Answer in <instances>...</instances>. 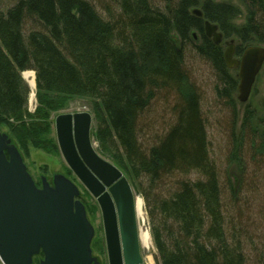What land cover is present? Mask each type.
<instances>
[{"label": "trees", "instance_id": "trees-1", "mask_svg": "<svg viewBox=\"0 0 264 264\" xmlns=\"http://www.w3.org/2000/svg\"><path fill=\"white\" fill-rule=\"evenodd\" d=\"M111 1L118 9L111 20L91 0H7L0 7V122H7L14 139L25 145L33 129L48 130L41 120L46 122L47 112L62 107L66 98H94L99 150L136 180L145 176L152 186L166 177L173 180L164 194L146 196L157 263L248 264L224 216L229 208L222 201L221 171L185 66L184 45L191 42V31L199 34L195 52L211 64L218 98L228 101L236 79L228 75L221 48L205 36L203 22L216 23L225 38L236 36L240 54L243 46L264 42V0H240L242 25L233 23L239 10L226 2L163 0L154 6L151 0ZM196 6L201 17L192 12ZM24 70L35 72L38 106L33 114L27 110ZM172 94V119L152 141L154 125L145 119L151 101L156 95L166 101ZM253 119L254 111L247 109L243 131ZM248 133L231 134L238 160L254 158L253 149L264 152L263 135ZM258 170L264 173L263 167ZM189 173L195 177H184ZM229 191L234 194L232 187ZM261 257L257 264H264Z\"/></svg>", "mask_w": 264, "mask_h": 264}, {"label": "water", "instance_id": "water-1", "mask_svg": "<svg viewBox=\"0 0 264 264\" xmlns=\"http://www.w3.org/2000/svg\"><path fill=\"white\" fill-rule=\"evenodd\" d=\"M192 12L202 16L200 9ZM203 30L214 44L221 42L223 35L215 23L204 20ZM225 44L223 60L227 68H238L237 99L244 103L264 62V47L249 45L236 59L232 44ZM90 125L91 116L86 112L56 115L59 149L72 172L97 198L109 264H122V256L125 264H141L132 189L122 172L93 149ZM78 194L77 186L62 174H56L52 184L43 178L37 187L17 148L0 132L2 264H31L40 251L44 255L40 264H92L93 228L83 204L75 199Z\"/></svg>", "mask_w": 264, "mask_h": 264}, {"label": "rangeland", "instance_id": "rangeland-1", "mask_svg": "<svg viewBox=\"0 0 264 264\" xmlns=\"http://www.w3.org/2000/svg\"><path fill=\"white\" fill-rule=\"evenodd\" d=\"M97 12L104 18L109 20L117 16V6L111 0H91ZM154 6L162 4L163 0H151ZM205 1V0H200ZM216 2H226L235 6L239 12L232 20L235 25H242L245 21V10L240 0H213ZM7 0H0V7L3 8L7 4ZM200 9L196 6L192 9ZM190 43L185 44V66L188 71L189 79L192 82L194 89L198 92L200 99V106L202 109L203 118L206 121L207 133L209 136V146L212 155L218 162L217 165L220 174V187L224 192L222 194L223 205L229 208V212L224 213L225 218L229 219V225L232 231L238 235L243 253L246 255L248 264H257L259 258L262 259L264 254V173L259 168H264V152L259 148L253 149L254 158L238 160L233 157L231 144V134L235 137L249 135V130L256 132L258 135L264 137V64L257 74L256 81L252 87L250 96L245 103H239L236 99L237 91L232 93V97L228 101L218 98L216 93V75L211 67V64L196 54L195 45L200 43V36L195 31L189 33ZM177 44L180 45V40L174 34ZM234 39L235 48L240 44L238 38L231 35L227 38ZM259 44L264 46V42ZM222 51L227 47L226 44L219 45ZM236 70L228 69V75L236 79ZM22 76V75H21ZM25 81V80H24ZM238 80L236 79V87ZM164 93V92H163ZM162 93V95H163ZM151 101L150 115L145 119H150L152 124V131L149 139L153 141L157 131L159 132L163 124H168L172 119V114L169 110L170 104L174 101L175 96L169 95L165 100H161L162 96L156 95ZM231 104H230V102ZM96 100L87 96H69L66 98L63 106L47 112V121L41 120L42 124L48 123V130L44 131L40 127L35 128V132H29L30 140L24 145L18 140L14 139V132H11V126L7 122H0V132L7 134L10 142L17 148L22 158L26 170L37 187H41L42 179L45 178L49 184H52L53 177L56 174H62L71 180L78 188L79 195L77 200L82 202L87 220L93 228V237L91 239L90 249L91 256L94 258L92 264H107V255L104 242V230L102 224V216L99 205L92 194L80 182L77 176L67 165L61 151L59 150L55 127L54 117L59 113H74L86 111L91 115V135L94 140V149L99 154L112 164L116 165L122 172L123 176L127 178L129 184L132 186L134 194L141 196L145 206L146 226L152 237V248L149 251H144L140 248L144 264L147 263L146 257L151 255L153 264H158L156 261L157 248L154 244L152 234V221L149 216V207L146 201V196L156 197L157 192L164 194L167 189L173 186V180L166 177L160 180L157 184L150 185L145 176L137 179L133 178L124 168L120 167L113 158L99 150L98 142L94 137L96 130ZM174 103V102H173ZM38 106L37 99L34 107L27 103V110L33 114ZM232 109V110H231ZM254 111V119L252 122L246 123L248 126L243 131V121L246 110ZM233 111V114H232ZM234 116V117H233ZM40 117V116H38ZM32 120L28 118L27 121ZM35 121V120H32ZM13 123V122H11ZM241 134V135H242ZM248 145L243 144V150L246 151ZM249 148H247L248 150ZM260 151V152H257ZM259 171V172H258ZM180 177H183L180 174ZM186 178H194L193 173H189ZM160 183V184H159ZM232 187L234 194H231L229 189ZM260 190L253 191L255 188ZM233 201V203H231ZM228 203L231 204V207ZM228 205V206H227ZM226 209V208H225ZM227 210V209H226ZM228 211V210H227ZM139 225V222H138ZM228 232V230H227ZM44 255L42 252L32 257L31 264H40ZM260 259V260H261Z\"/></svg>", "mask_w": 264, "mask_h": 264}, {"label": "bare ground", "instance_id": "bare-ground-1", "mask_svg": "<svg viewBox=\"0 0 264 264\" xmlns=\"http://www.w3.org/2000/svg\"><path fill=\"white\" fill-rule=\"evenodd\" d=\"M226 66V65H225ZM227 68V67H226ZM22 78L25 80L29 87V93L27 96V103L34 107L36 100V86H35V72L33 70H24L22 72ZM134 208L136 219L139 222L138 225V240L140 246L144 251H149L152 248V237L149 232V228L146 226L145 206L141 196L137 195L134 198ZM146 264H153L151 255L146 257ZM32 263V261H31Z\"/></svg>", "mask_w": 264, "mask_h": 264}, {"label": "flooded vegetation", "instance_id": "flooded-vegetation-1", "mask_svg": "<svg viewBox=\"0 0 264 264\" xmlns=\"http://www.w3.org/2000/svg\"><path fill=\"white\" fill-rule=\"evenodd\" d=\"M122 261H123V258H122ZM122 264H125L124 261L122 262Z\"/></svg>", "mask_w": 264, "mask_h": 264}]
</instances>
